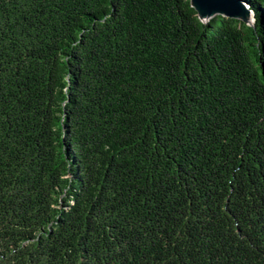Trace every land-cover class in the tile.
I'll return each mask as SVG.
<instances>
[{
  "label": "trees",
  "instance_id": "1",
  "mask_svg": "<svg viewBox=\"0 0 264 264\" xmlns=\"http://www.w3.org/2000/svg\"><path fill=\"white\" fill-rule=\"evenodd\" d=\"M0 0V264H264V0Z\"/></svg>",
  "mask_w": 264,
  "mask_h": 264
},
{
  "label": "water",
  "instance_id": "2",
  "mask_svg": "<svg viewBox=\"0 0 264 264\" xmlns=\"http://www.w3.org/2000/svg\"><path fill=\"white\" fill-rule=\"evenodd\" d=\"M193 2V5L198 9V13H199V16L200 18L202 19V13H201V7H200V4L201 3H205V4H209V7H214L215 5L214 4H219L221 7L224 6V5H227L229 4V6L235 11L236 10H239V9H244L245 12L249 13V9L247 8L246 4L241 1V0H192ZM236 12V11H235ZM237 13V12H236ZM236 13H234L233 11L231 13H227V12H216L214 14H212L208 20H210L212 17H214L215 15L217 14H220V15H223V16H227V17H234V18H243L244 20L246 21H249L248 18H245V17H242V16H238ZM250 14V13H249ZM204 20V19H202ZM207 20V21H208ZM205 21V20H204ZM205 21V22H207ZM250 22V21H249Z\"/></svg>",
  "mask_w": 264,
  "mask_h": 264
},
{
  "label": "bare ground",
  "instance_id": "3",
  "mask_svg": "<svg viewBox=\"0 0 264 264\" xmlns=\"http://www.w3.org/2000/svg\"><path fill=\"white\" fill-rule=\"evenodd\" d=\"M215 6L214 7H209V4L207 3V4H205V3H201L200 4V7H201V13H202V19H204L205 21H207L208 19H209V17L212 15V14H214V13H216V12H218V11H220V12H227V13H231L232 11L234 12V13H236L238 16H242V17H245V18H248V20L249 21H252V19H251V15L249 14V13H247V12H245V10L244 9H239V10H236L235 9V11L229 6V4H227V5H224V6H220L219 4H214Z\"/></svg>",
  "mask_w": 264,
  "mask_h": 264
}]
</instances>
